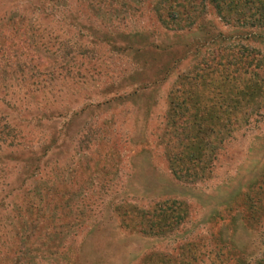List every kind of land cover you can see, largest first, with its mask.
Returning <instances> with one entry per match:
<instances>
[{"label":"rangeland","instance_id":"1","mask_svg":"<svg viewBox=\"0 0 264 264\" xmlns=\"http://www.w3.org/2000/svg\"><path fill=\"white\" fill-rule=\"evenodd\" d=\"M160 1L0 0V264H264V7Z\"/></svg>","mask_w":264,"mask_h":264},{"label":"trees","instance_id":"2","mask_svg":"<svg viewBox=\"0 0 264 264\" xmlns=\"http://www.w3.org/2000/svg\"><path fill=\"white\" fill-rule=\"evenodd\" d=\"M111 1L114 2L115 0H111ZM214 1H216V0H214ZM160 2H161V5H159L160 8L170 10L171 14L173 15L174 7H172V3H174L175 0H161ZM182 2L184 4L186 2V0H183ZM229 2H231L233 4V6L236 4H240V2L243 4H245V3L250 4L249 6H252V3L254 4V2H259V7H262V8L264 7V0H228V3Z\"/></svg>","mask_w":264,"mask_h":264}]
</instances>
